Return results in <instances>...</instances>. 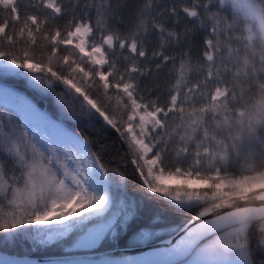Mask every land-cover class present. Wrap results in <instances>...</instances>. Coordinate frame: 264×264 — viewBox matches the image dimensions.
I'll use <instances>...</instances> for the list:
<instances>
[{"label": "snow or ice", "instance_id": "6c2138e0", "mask_svg": "<svg viewBox=\"0 0 264 264\" xmlns=\"http://www.w3.org/2000/svg\"><path fill=\"white\" fill-rule=\"evenodd\" d=\"M128 7L0 0V72L54 97L61 115L97 137L54 147L29 119L0 113V233L65 254L121 239L127 247L151 244L159 213L129 236L138 210L117 215L110 207L111 178L127 182L105 163L109 146L100 137L114 133L143 198L184 216L185 234L162 253L172 258L163 264H264V0H135L122 33L113 25ZM197 35L203 43L193 63ZM163 68L171 70L162 104L149 78L154 83Z\"/></svg>", "mask_w": 264, "mask_h": 264}, {"label": "trees", "instance_id": "16d2710c", "mask_svg": "<svg viewBox=\"0 0 264 264\" xmlns=\"http://www.w3.org/2000/svg\"><path fill=\"white\" fill-rule=\"evenodd\" d=\"M120 3H127L129 7L125 10L124 18L118 25H113V28H119L123 33L128 28L129 24L133 19L132 5L135 4V0H119ZM93 23H95V13H93ZM2 20V16H0ZM67 17L60 19L57 23L61 29H64L67 25ZM203 43V35H197L195 41L191 45V53L193 57V63L201 55V46ZM188 46L186 45V48ZM37 53L40 52L39 45L36 48ZM176 54L179 55V50H176ZM155 68V65H153ZM170 68H163L161 74L155 77V82L151 83L152 78H149V88L153 93V96H159L160 102L163 104L166 99L167 88L170 87V77L168 73ZM0 84H5L12 87L31 98L39 107L43 108L52 118L61 122L69 129L76 132L82 139L93 140L97 139L96 135L88 130V128L83 127L81 124L72 121L69 118L61 115L58 107L54 103V97L41 94L38 90L32 89L27 82L22 78L15 77L11 74H4L0 72ZM0 113L4 115H13L18 119L17 115L10 109L0 105ZM101 141L107 144L108 150L104 154L105 163L111 161L113 166H118L120 168L121 174L127 177L126 184H123L119 176L112 177L111 191L114 194V204L112 205V211L116 210V205L119 201H123L128 206H133L138 210V215L135 218V222L131 224L128 235L131 236L133 232L137 229L148 226L152 217L159 213L161 216V223L155 227L156 238L152 241L158 242L173 235L184 222V216L175 214L171 211L166 210L164 207L158 203L150 202L143 198L140 190V186L137 177L133 174V166L130 162L122 159L124 152L120 148V144L114 133H109L102 135L100 137ZM94 150V149H93ZM122 219V217H121ZM3 233H0V252H4L11 255L17 256H55L63 254L62 249L55 246L46 247H32L29 236L13 234L14 238L4 239ZM144 245V244H141ZM125 239H121L116 244L105 243L103 247L95 250L93 252L105 251L109 249L125 248ZM257 264L258 258H257Z\"/></svg>", "mask_w": 264, "mask_h": 264}, {"label": "water", "instance_id": "95a60500", "mask_svg": "<svg viewBox=\"0 0 264 264\" xmlns=\"http://www.w3.org/2000/svg\"><path fill=\"white\" fill-rule=\"evenodd\" d=\"M185 233L182 227L172 236L159 242L139 247L116 248L101 252H72L71 254H63L48 257H29L15 256L0 252V264H62L67 260L82 261L85 264H103L105 261H120L125 259H153L163 262L172 258L162 255L165 249L172 247L178 243ZM180 262L177 258L176 264Z\"/></svg>", "mask_w": 264, "mask_h": 264}, {"label": "rangeland", "instance_id": "374dc122", "mask_svg": "<svg viewBox=\"0 0 264 264\" xmlns=\"http://www.w3.org/2000/svg\"><path fill=\"white\" fill-rule=\"evenodd\" d=\"M18 97H22L25 101H27L28 104H31L38 112L46 115L50 121H52L54 124L58 126V129L61 130L63 134L61 133V131H57V129L48 127L43 122L32 118L26 112L24 105L21 104L20 101L17 99ZM0 105L12 110L17 115L18 119L21 121L24 120L25 118L29 119L31 126L39 133H42L45 136H47L48 139L52 141L54 147L57 144L65 143L67 137L78 135L74 131L70 130L69 128L61 124L60 122L52 119L41 107H39L34 101H32V99H30L26 94H23L22 92L12 87H9L5 84H0ZM126 206L128 205L123 203V201H119L116 205V210L112 212L118 215L120 213V210L125 208ZM110 207L112 208V205ZM29 240L33 248L38 246L33 243L30 236H29ZM38 247H46V246H38ZM73 251H81V250H73ZM62 252L64 251L62 250Z\"/></svg>", "mask_w": 264, "mask_h": 264}]
</instances>
